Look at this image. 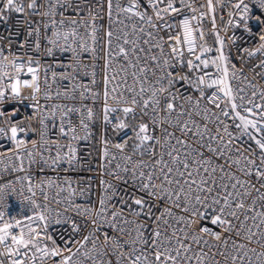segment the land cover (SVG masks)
<instances>
[{
	"label": "snow or ice",
	"instance_id": "1",
	"mask_svg": "<svg viewBox=\"0 0 264 264\" xmlns=\"http://www.w3.org/2000/svg\"><path fill=\"white\" fill-rule=\"evenodd\" d=\"M220 3L221 0H204L199 4L197 0H96L100 11H94L91 0H46V3L40 0H0V21H6L11 13L39 15L41 20L47 18L42 26L38 24L28 33L29 36L35 35L37 51L41 48L42 27L50 45L46 49L47 55L54 56L57 50L70 52L73 61L83 63V54H89L93 61L92 85L97 83L95 60L98 52H102L103 121L113 130H119L122 139L110 144L105 136L101 141V158L110 166L118 160L117 154L111 151L116 149L121 162L115 163L110 175L117 179L130 177L137 191L146 193L152 200L149 204L144 196L131 193L121 198L119 208L113 205L109 210L102 197L98 210L81 209L73 205L70 197L75 195V189L66 179L68 197L65 199L70 207H75L77 215L82 212L92 214V220L86 223L92 225L93 231L80 240L64 241L62 238L58 244L49 228L52 223H61V212L49 207V198L43 188L45 185L56 186L60 192L65 188L51 179L41 180L37 186L41 188L45 203L42 205L32 200L33 215L23 220L5 219V213L0 212V264H222L217 256L222 257L223 264H244L246 260L251 264L250 253L258 260L264 258V85L254 83L255 77L249 80L247 76H237L236 66L229 64V57L224 52L225 40L217 29L214 15L216 5ZM44 7L47 10L41 11ZM259 7L264 10V0H259ZM232 8L234 11L229 12V16L238 15L245 31L251 32L248 27L251 9L246 0H236ZM68 9L73 12L72 18L66 15ZM85 10L86 17L83 15ZM210 14L216 48L208 46L202 24ZM105 16L107 29L97 25V20ZM177 17H181L178 23L175 22ZM255 21L264 26V18L257 16ZM227 23L232 25L233 20L229 19ZM81 26L85 29L84 35L80 33ZM101 31L102 36L99 35ZM259 40L261 43L254 51H243L250 57L256 53L264 54V31ZM210 52L217 55L209 57ZM17 59L5 55L0 47V101L5 98L6 91L20 97L22 88L31 89L43 130L39 133V140L31 141L29 149L25 140L18 139V133L25 129L11 123L10 119L3 121L8 126L0 127V137L10 140L14 145L10 151L20 162L13 171L24 170L21 152L26 153L30 164L39 163L51 169L59 168L62 162L73 166L78 161L72 141L81 137L77 135V126L70 119L67 124L65 120L70 114L80 113L79 127L87 133L89 123L82 109L54 105L51 119L55 121L56 113L60 112V138L68 143L49 140V115L40 111L35 95L40 92V61L31 56L27 57L26 63H17ZM117 61L121 63L113 68ZM175 62L186 66L188 73L171 71ZM69 67L73 73L78 71L72 65ZM210 67L215 71H207ZM257 67L264 68V60ZM9 68L15 76L7 70ZM230 68L233 71L230 72ZM129 69H132L131 85L128 83ZM25 70L31 74V80L19 78ZM157 73L158 77L153 79ZM259 75L264 77V73ZM55 77L53 72V79ZM5 78L10 81L7 85L2 83ZM74 78L71 73L62 77ZM233 80L246 81L247 87L252 89L250 97L244 94V88L234 89ZM178 83H186L198 95L179 92ZM76 87L73 86V93ZM78 87L84 89L79 93L81 100L85 93L100 96L83 84ZM64 95L68 96V92ZM45 99H51V96L45 93ZM202 101H206L203 107ZM86 110L90 121L93 110L90 107ZM117 112L123 113L122 117L112 115ZM4 116L0 111V118ZM228 118L239 136L229 130ZM129 132L130 152L127 150ZM244 136L250 143L241 148L235 141ZM87 138V135L83 137ZM42 147L45 150L55 147V155L49 151L45 157L39 151ZM8 151L0 148V156L7 155ZM24 179L28 191L34 196L31 178L26 176ZM127 182L124 179V183ZM101 183L106 185L105 193L113 189L110 182ZM2 189L0 186V191ZM115 195L112 191L108 201ZM160 201L167 203L156 215L153 207ZM61 202L56 200L57 205ZM176 210L182 214L177 215ZM63 211L67 212L68 208ZM53 214L56 219H52ZM97 217L103 218V224L112 229L111 234L105 231L101 235L102 225L97 223ZM206 221L221 231H215ZM71 228L73 233L81 230L75 222ZM228 233L232 234L231 248L229 240L223 239ZM18 236L32 243L27 247L18 244ZM210 239L221 242L224 250L217 246L213 251ZM253 240L260 245L261 251L248 247Z\"/></svg>",
	"mask_w": 264,
	"mask_h": 264
},
{
	"label": "built area",
	"instance_id": "2",
	"mask_svg": "<svg viewBox=\"0 0 264 264\" xmlns=\"http://www.w3.org/2000/svg\"><path fill=\"white\" fill-rule=\"evenodd\" d=\"M41 3H46V0H40ZM204 0H197V3H203ZM236 0H221L220 4L216 5V11L214 13L216 17V25L220 35L225 40L224 52L229 57V64L235 65L237 70V76H247L249 80L255 77L254 83L259 85H264V77L259 75L264 73V68L257 67L262 60H264V54L256 53L254 56H248L244 49H249L254 51L259 47L261 41L259 36L262 31H264V26L258 25L255 21V17L260 16L264 18V10L259 7V0H246L251 9L249 13L248 27L251 29V32L245 31L242 23H239V16H229V12H233L232 4ZM91 4L94 11H100L99 7L96 4V0H91ZM47 7L41 9V11H46ZM185 13L191 15L188 10H185ZM66 15L69 18L73 17V12L71 9L66 10ZM83 15L86 17V10L83 12ZM59 19V16L56 17ZM113 18H115V13ZM181 17H177L175 22L178 23ZM229 19L233 20V24L229 25L227 22ZM47 22L41 20L39 15H27L11 13L9 18L6 21H0V47L4 49V54L10 57H18L17 63L27 61V57L31 56L34 60H39V85L40 92L36 93L37 99L40 104V111L48 114L49 119L48 129H47V138L49 140H59V143L66 144L68 140L60 138L59 134V122H60V112L56 113L55 121L51 119L50 112L54 105H66L68 107H78L82 109L83 116L86 122L89 123V130L86 133L85 130L79 127L80 123V113L70 114L69 118H66L65 123H68L70 119L71 123L77 126V135L81 139L72 141L74 148L76 149V160L78 163L73 166H69L67 163H61L59 168L51 169L47 167H42L39 163H29V159L26 153L21 152V155L24 156L23 171H13V168H18L20 162L16 159L15 155L10 151L14 145L11 144L10 140L7 137H0V148L9 149L7 155L0 156V186H3L2 191H0V212L5 213V219H24L26 216L33 215L34 209L32 205V200H35L37 203L44 204L43 193L48 195V205L52 209H56L61 212L59 219L61 223L55 224L52 223L49 232L56 239L57 243H61V239L64 241L68 240H80L82 236L89 234L93 231V227L90 223L93 216L88 212H82L81 215H77L76 209L74 206H69L67 200L68 190L67 186L64 184L66 179L71 181L72 188L75 189V195L71 196L70 199L73 202V205L80 206L83 208H94L99 209V200L100 198L106 199V207L110 210L113 205L117 208L121 207L120 200L126 194L135 193L137 196H144L145 199L149 200V204H152V200L147 197L146 193L137 191L136 187L133 185L130 177L117 179L110 175V172L114 169L115 163L119 161V153L116 152V149H111L113 153L117 154L118 160L113 161L109 166L105 160L101 158L102 154V139L105 136L110 141V144H115L120 142L122 136L119 133V130H113L110 125H105L103 121V87H102V67L103 59L102 52H98V58L95 60L96 64V76L95 79L97 83L95 85L91 84L92 76V59L89 54H83L82 61L83 63H77L72 59V53L70 52H60L56 51L54 56L47 55V47L50 45L47 44V38H45L44 29L41 27V48L39 51L35 49V35L29 36L28 33L34 29L38 24L43 25ZM239 23V26L237 24ZM203 29L205 31V37L208 46L216 48L218 47L215 39V34L212 32L211 24V14L202 22ZM97 25H103L104 29L108 27V21L105 16L104 19H98ZM67 30V29H62ZM81 35L85 34V29L83 26L80 27ZM175 32V29L173 30ZM51 32H48L50 37ZM103 35V31L99 33ZM166 36V33L164 34ZM11 37V41L9 38ZM89 43H91L89 41ZM23 44V47L20 45ZM10 45V47H9ZM151 55V53H149ZM209 57L217 55L216 52H210L207 54ZM187 54L185 55V61L187 60ZM121 61H117L113 64V68H116ZM72 65V68H78V71L73 73L72 69L69 67ZM87 66V67H85ZM149 67L151 64L149 62ZM33 67H36L34 64ZM10 72L14 71L12 69H7ZM175 74H185L188 73L186 66H182L179 62H175V67L170 69ZM239 70H242L239 71ZM207 71L214 72V68H209ZM233 69L230 68V72ZM53 72L56 73L55 79H53ZM88 73L85 75V73ZM132 69L128 70V83L132 84L131 78ZM74 76V79H62L63 76H68L69 74ZM151 75V73L149 74ZM159 73L152 78H157ZM21 80H31V74L27 73L25 70L20 74L19 77ZM119 78V77H118ZM4 85L10 83V81L5 78L2 82ZM85 85L91 88L93 91L100 93L99 97H93L90 93H85V97L81 100L79 93L84 89L78 87V85ZM76 85L75 92L73 93L72 88ZM233 88H244L246 95L250 97L251 88L247 87L246 81L233 80ZM139 86L137 85V88ZM177 90L186 95H198L192 91L186 83H178L176 86ZM68 92V96H65L64 93ZM211 90H209L210 92ZM61 95L57 96V93ZM45 93H48L51 96V99H45ZM32 90L29 88L21 89V96L14 97L10 91H6L5 98L3 101H0V111H3L5 116L0 118V127H7L3 121L5 119H10L11 123H16L22 126L25 131L18 133V139H23L28 143L29 149L31 148L32 140H39V133L43 130L39 124V118L36 108L34 107L36 101L32 99ZM75 96V99H70V97ZM222 95V94H221ZM239 102V101H238ZM112 103V101H110ZM206 101L201 102V106H205ZM208 107H213L212 105H207ZM223 106V104H222ZM90 107L93 110L94 116L88 121L87 120V108ZM213 110H215L213 108ZM13 113L15 115H13ZM116 117H122L123 113L117 112L112 114ZM139 119V117H138ZM147 119V118H146ZM135 123V121H130ZM230 125V131L233 132L234 136H239L238 131L231 126L232 120L228 118L226 120ZM55 123V126L53 124ZM212 127V125H209ZM87 135V139L83 137ZM157 135L159 131L157 130ZM129 152L131 151V133L129 132ZM235 143L241 148L247 147L250 143L247 136L241 137L236 140ZM43 152L45 157H48L49 151L52 155H55V147H50L49 150H45L43 147L39 149ZM64 151L61 152V155H64ZM38 160L39 157H36ZM103 165V166H102ZM30 177L33 184V192L35 195L28 191V183L24 177ZM123 177V174H122ZM51 179L60 185V187L65 188V191L60 192V188L56 186L49 187L47 185L43 188V193L41 188L38 187L41 180L47 181ZM124 179H127L128 182L124 183ZM101 181L110 182L113 186V189L108 193H105L104 188L105 184H102ZM112 191H115L116 195L112 196V199L108 201L107 197L112 195ZM59 193V195H57ZM82 193V194H81ZM56 200L62 201L59 205L56 204ZM165 201H160L154 205L153 211L154 214L158 215L163 211L166 206ZM68 208L67 212L63 210ZM125 212L127 209L125 208ZM176 214H182L179 210H176ZM67 218V219H66ZM134 218V217H133ZM52 219H56L53 214ZM97 223L101 224V235L105 231L112 233V229H109L107 225L103 224V218L97 217ZM143 220V218H141ZM75 222L80 225V232L73 233L71 224ZM205 223H208L207 221ZM208 226L213 228L215 231H221L217 226H213L208 223ZM209 239L208 237H205ZM231 238L232 234L228 233L223 235V239L229 240V248H231ZM210 244L213 246L212 250L215 251L218 246L221 251L224 250V246L221 242L215 241L214 239L209 240ZM18 243V242H17ZM90 247V245H89ZM249 248H256L257 252L261 251L260 245L256 243L255 240L248 246ZM251 264H264V258L260 260L257 257L250 253ZM115 257H113V260ZM217 260H221L223 264V259L220 256L216 257ZM244 264H248L246 260Z\"/></svg>",
	"mask_w": 264,
	"mask_h": 264
},
{
	"label": "clouds",
	"instance_id": "3",
	"mask_svg": "<svg viewBox=\"0 0 264 264\" xmlns=\"http://www.w3.org/2000/svg\"><path fill=\"white\" fill-rule=\"evenodd\" d=\"M17 242L18 244H21L25 247H27L30 243H32V241L26 240L24 237H17Z\"/></svg>",
	"mask_w": 264,
	"mask_h": 264
}]
</instances>
